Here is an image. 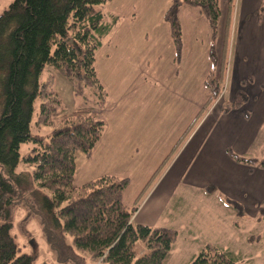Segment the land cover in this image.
<instances>
[{
    "label": "trees",
    "instance_id": "obj_1",
    "mask_svg": "<svg viewBox=\"0 0 264 264\" xmlns=\"http://www.w3.org/2000/svg\"><path fill=\"white\" fill-rule=\"evenodd\" d=\"M110 1L14 0L0 14V264H33L32 255L22 253L13 234L14 208L20 205L33 209L29 220L40 218L49 246L62 259L83 263L82 255H86L98 264H166L177 241L178 232L172 228L134 223L139 204L128 207L123 200L128 178L105 175L74 186L77 153L91 158L106 129L100 112L107 103V93L95 65L98 51L121 20L106 12ZM183 6L197 9L212 31L213 68L205 81L210 97L147 187L224 89L226 57L220 63L216 53L221 0H172L165 21L171 29L177 59L182 56L179 13ZM259 15H264V2ZM46 65L91 87L97 97L96 107H82L65 115L52 88V78L40 82ZM36 101H40L36 123L51 128L48 140L31 130ZM247 101L244 91L238 90L233 102L221 105V113L242 109ZM27 143L32 147L22 157L21 146ZM227 153L236 163L248 166L250 173L264 170V158H245L231 150ZM21 161L31 170L18 172ZM27 193L39 200L38 208L25 198ZM233 203L242 214L243 207ZM258 214L264 218V199ZM190 264H241V256L206 245Z\"/></svg>",
    "mask_w": 264,
    "mask_h": 264
},
{
    "label": "crops",
    "instance_id": "obj_2",
    "mask_svg": "<svg viewBox=\"0 0 264 264\" xmlns=\"http://www.w3.org/2000/svg\"><path fill=\"white\" fill-rule=\"evenodd\" d=\"M171 2H110V11L121 20L108 46L104 44L96 57L97 73L108 93V104L101 113L107 128L92 157L77 166L74 184L80 187L105 175L128 178L124 204L130 207L138 202L134 223L151 227H163L158 221L164 212L179 207L181 183L244 200L245 189L239 187L245 185L249 167L236 163L227 151L245 156L264 125V17L259 15L264 0H221L216 53L220 63L226 57L225 74L235 77L236 92L244 91L248 101L233 113H206L147 187L210 97L205 84L213 68L210 25L197 9L181 8L183 47L177 59L165 21ZM234 98L235 94L229 103ZM254 113L256 120L251 118ZM222 116L220 126L214 128ZM257 172L263 179L259 193L264 190V170L256 169L254 174Z\"/></svg>",
    "mask_w": 264,
    "mask_h": 264
},
{
    "label": "rangeland",
    "instance_id": "obj_3",
    "mask_svg": "<svg viewBox=\"0 0 264 264\" xmlns=\"http://www.w3.org/2000/svg\"><path fill=\"white\" fill-rule=\"evenodd\" d=\"M13 1L14 0H0V14L6 10ZM110 2L106 5V12L118 16L110 11ZM262 16L264 17V15ZM111 37L104 42L106 46H108ZM99 51L97 53V59L98 56H100ZM101 53L104 54L105 52ZM98 66H101L100 59L98 60ZM224 76L223 94L208 109L206 112L207 114H220L218 112L221 111V105L228 104L236 92L235 77L229 73H226ZM49 78H52V88L61 101L62 110L65 115L70 116L82 107H96L97 97L91 87L85 86L81 81L71 80L52 65H46L40 77V82L43 83ZM107 104L108 93L106 105ZM104 108L102 110H104ZM39 110L40 101H36L31 122V130L35 136L48 140L51 128L47 126L40 127L36 123ZM234 111H232V113ZM254 111L255 109L252 108V112ZM102 112L103 111L100 112L101 118ZM237 112L240 113L239 111ZM204 116L198 121L199 123ZM224 118L223 116L221 118L218 117L214 123V128L219 127L220 121ZM251 118L256 120L258 116L254 113ZM199 123L196 125L193 132L196 130ZM244 125L248 124L244 122ZM220 130L224 131L222 127H220ZM245 132L248 131L245 129ZM224 135L225 134L219 133L220 137H224ZM219 136L216 135V139L220 138ZM189 137L187 139H189ZM239 142L240 141H238V143ZM31 147L32 143L23 144L20 150L21 156L24 157L28 154ZM244 147L245 145L242 148ZM249 147L251 148L244 152L245 158H264V125L254 144L252 145L251 143ZM85 159V155L82 152H78L77 166H82ZM25 169L31 170V168L24 166L21 161L17 171L20 172ZM233 174L236 177V174ZM245 177L247 178L245 180V185L239 187V189H245L244 200L241 196L238 200L234 197L228 198L243 207L242 214L239 213L237 206H235L233 202H227V197L219 192L211 194L208 193L207 190L204 191L205 189L200 191L188 185L185 187L183 183L180 184L177 193L180 192V195L183 196V200L180 201L179 207L168 208L160 218V221H158L159 226L172 228L178 232L177 241L169 253L166 264H190L194 257L198 256L206 245L219 246L235 252L241 256V264H264V218H260L258 214V206L264 199V190L258 193L257 189L263 183V179L258 172L256 174L250 173ZM182 191H185V193L183 194ZM33 195V193H27L25 198L28 199V202L35 208H38L39 200L36 202ZM178 202L179 201H175L174 204L176 205ZM28 209L29 207L27 205H20L19 208H14L15 223L13 234L15 235L22 253L32 255L33 264L99 263L98 260L92 261L88 256L82 254L81 255L85 257L83 263L72 259L60 258L57 250L55 251L49 246V242H47L46 239V232L40 222V218L34 217L31 221L29 220V217H31L29 214L32 213L33 209L30 211ZM67 241L72 244L71 238H68ZM76 252L78 253L77 250Z\"/></svg>",
    "mask_w": 264,
    "mask_h": 264
}]
</instances>
